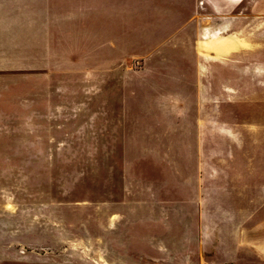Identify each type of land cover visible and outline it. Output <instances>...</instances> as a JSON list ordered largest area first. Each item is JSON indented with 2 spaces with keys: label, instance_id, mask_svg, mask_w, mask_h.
I'll return each instance as SVG.
<instances>
[{
  "label": "rangeland",
  "instance_id": "rangeland-1",
  "mask_svg": "<svg viewBox=\"0 0 264 264\" xmlns=\"http://www.w3.org/2000/svg\"><path fill=\"white\" fill-rule=\"evenodd\" d=\"M199 1L0 0V264H264V2Z\"/></svg>",
  "mask_w": 264,
  "mask_h": 264
},
{
  "label": "crops",
  "instance_id": "crops-1",
  "mask_svg": "<svg viewBox=\"0 0 264 264\" xmlns=\"http://www.w3.org/2000/svg\"><path fill=\"white\" fill-rule=\"evenodd\" d=\"M72 1V2H71ZM67 3V0H62L61 5L63 7V14H67L65 9L69 7L72 10L74 7L79 6V10L82 11L83 7L90 9L92 13L87 14L86 16L93 19L94 31L96 34L100 35V38H105V40H110L111 42L116 39L120 27L124 25H129V19H134L135 16H142L143 12H146L148 16L151 17H163L169 19L167 21L168 25L166 27H170L171 25L176 26V31L178 28L182 26V17L189 13V10H184L185 3L188 0H71ZM199 1V0H194ZM207 1V0H200ZM227 2L231 5H239L242 0H220ZM264 2V0H261ZM44 4V2L39 1L35 3ZM59 4L56 2L52 3V6L56 7ZM82 8V9H81ZM53 11V10H52ZM195 12L189 15L190 20L192 22V18H199V13ZM218 16H222L225 13V10H219ZM244 10L241 8L236 11L232 15L243 14ZM54 12V11H53ZM52 12V13H53ZM70 12V11H69ZM153 12V13H151ZM216 12V11H211ZM255 17L264 18V4L260 5L259 9H256L254 12ZM83 14V13H82ZM48 15V13H39L38 11L33 10L32 12L22 15L24 16H33V17H44ZM55 15V13L53 14ZM18 16V15H17ZM19 17V16H18ZM188 22V21H187ZM165 27V28H166Z\"/></svg>",
  "mask_w": 264,
  "mask_h": 264
},
{
  "label": "built area",
  "instance_id": "built-area-1",
  "mask_svg": "<svg viewBox=\"0 0 264 264\" xmlns=\"http://www.w3.org/2000/svg\"><path fill=\"white\" fill-rule=\"evenodd\" d=\"M202 1H199V3H201Z\"/></svg>",
  "mask_w": 264,
  "mask_h": 264
},
{
  "label": "bare ground",
  "instance_id": "bare-ground-1",
  "mask_svg": "<svg viewBox=\"0 0 264 264\" xmlns=\"http://www.w3.org/2000/svg\"><path fill=\"white\" fill-rule=\"evenodd\" d=\"M263 251V250H262Z\"/></svg>",
  "mask_w": 264,
  "mask_h": 264
}]
</instances>
